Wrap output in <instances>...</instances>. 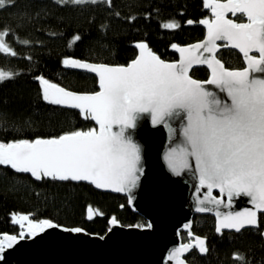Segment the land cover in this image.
<instances>
[{
  "label": "snow or ice",
  "instance_id": "1",
  "mask_svg": "<svg viewBox=\"0 0 264 264\" xmlns=\"http://www.w3.org/2000/svg\"><path fill=\"white\" fill-rule=\"evenodd\" d=\"M56 2L96 4L100 0ZM105 2L111 6V0ZM14 3L15 0H0V8ZM204 4L211 8L214 17L199 21L206 26L205 38L183 47L172 44L180 54L178 61L161 59L147 43L140 41L135 45L139 54L126 65L93 64L70 56L62 60L66 67L96 74L98 91H70L43 76H36L45 101L78 109L85 119L90 118L99 127L66 131L48 138L0 141V165L31 173L37 179L90 181L96 188L123 192L135 187L143 172L141 148L129 130L135 129L145 115L154 126L170 127L171 119L181 118V141L177 148L170 149V168L173 171L177 167L190 168L191 158L200 187H205L209 193L214 188L219 189L220 193L227 194L229 201L233 196L249 198L253 207L243 212L221 214L217 211V233L223 229L239 232L245 226H258L257 214L264 212V0H204ZM229 13L246 18L247 22L237 23L236 19L227 18ZM161 27L176 29L179 23L170 20ZM8 34V29L0 31V52L16 56L5 42ZM79 39L78 35L73 37L74 41ZM223 48L238 50L246 66H226L227 62L218 58ZM253 52L258 55L250 54ZM196 65L210 69L207 80L192 78L190 70ZM14 75L0 69V82ZM206 85L215 86L218 92ZM213 202L224 203L217 196L210 198L209 203ZM196 210L209 211L206 207ZM88 211L91 218V207ZM12 219L13 223L26 226L31 235L54 226L50 220L31 219L30 214L14 213ZM183 227L189 229L190 223ZM189 235H193L191 231ZM16 241L17 235L0 233V253ZM195 241V244L182 243L174 247L169 259L175 260V264H185L184 253L193 247L201 254L208 252L204 238L197 236ZM234 259L242 261L244 257L234 254Z\"/></svg>",
  "mask_w": 264,
  "mask_h": 264
},
{
  "label": "trees",
  "instance_id": "2",
  "mask_svg": "<svg viewBox=\"0 0 264 264\" xmlns=\"http://www.w3.org/2000/svg\"><path fill=\"white\" fill-rule=\"evenodd\" d=\"M224 1V0H221ZM118 13V15H117ZM211 18L204 0H105L96 4L57 3L56 0H15L0 8V31L10 30L5 42L17 55L0 52V69L11 71V79L0 82V141L58 136L66 131L97 127L80 111L53 105L42 98L36 76L58 83L75 92L98 91L95 76L68 69L65 57L94 64H127L137 56V42L148 44L161 59L173 62L177 55L171 47L189 45L201 40L205 30L199 24ZM237 23L245 18L233 17ZM175 20L176 29L162 24ZM192 20V24L187 21ZM79 36V40L73 37ZM28 41V43H23ZM218 58L226 66L244 67L242 56L223 48ZM209 71L195 67L190 75L207 80ZM214 195H217L214 192ZM94 216L87 218V209ZM30 214L34 220H50L59 227L81 228L103 236L110 219L120 225L145 228L147 221L133 212L126 197L102 192L85 182L37 179L0 165V233L17 235L21 226L13 223V214ZM18 217V216H17ZM258 226L240 232L215 231L212 215L195 214L191 232L205 239L208 252L192 249L186 256L190 264H264V213L257 214ZM182 243L187 232L179 231ZM239 254L244 259H234Z\"/></svg>",
  "mask_w": 264,
  "mask_h": 264
},
{
  "label": "water",
  "instance_id": "3",
  "mask_svg": "<svg viewBox=\"0 0 264 264\" xmlns=\"http://www.w3.org/2000/svg\"><path fill=\"white\" fill-rule=\"evenodd\" d=\"M206 8L211 10L210 7ZM226 15L228 18L231 14ZM213 18L211 10L209 19ZM246 22L247 20L241 23ZM200 25L205 30L204 37L201 39L203 40L206 26ZM173 50L178 61L180 54L176 49ZM232 50L238 52L236 49ZM138 54L139 49H137ZM250 54L258 55V52ZM240 55L243 58V55ZM243 62L246 66L244 58ZM195 67H205L210 73L206 65H196L193 68ZM67 68L91 74L98 80L94 73L83 69ZM205 87L218 92L213 85ZM181 123H183L181 118H173L169 121L170 127L163 124L154 126L151 118L145 115L139 120L135 129L129 130V134L141 148L143 172L139 174L135 187L116 192L110 188H96L90 181H75L88 183L98 191L126 197L128 206L147 221V227H126L110 219L108 231L103 236H96L85 231L73 232L70 228L59 227L54 223L53 227H45L42 232L37 230L36 235H31L25 226L22 228L26 230L21 232H27L28 237H17L16 243L11 248L5 246L4 252L0 253V264H175V260L169 259V254L174 247L182 244L178 235L179 231L187 232L189 241L184 242L185 244H195V237L199 236L193 233L189 235L193 215H212L215 218L216 231L217 211L223 214L243 212L245 209L252 208L253 205L247 196H233L229 201L227 194L220 193L219 189L214 188L209 193L205 187H200L198 173L195 171L194 161H191V158H189L192 163L190 168L177 167L175 171L170 168L168 156L171 154L170 149L177 148L180 144ZM96 126L98 129L99 126L97 124ZM26 174L31 175V173ZM44 178L51 179V177ZM197 187H200L199 191ZM214 192L217 195H214ZM212 196L219 197L224 203L220 205L214 202L209 203ZM198 207H206L209 211L199 212L196 210ZM88 210L89 208L87 218L90 219ZM186 223H190L189 229L183 227ZM255 227L245 226L241 230ZM224 231L237 232L234 229H223L222 232ZM261 237L264 242V230ZM193 249L202 255L197 248L193 247ZM188 253H184L183 256L185 264H190L185 259Z\"/></svg>",
  "mask_w": 264,
  "mask_h": 264
},
{
  "label": "rangeland",
  "instance_id": "4",
  "mask_svg": "<svg viewBox=\"0 0 264 264\" xmlns=\"http://www.w3.org/2000/svg\"><path fill=\"white\" fill-rule=\"evenodd\" d=\"M19 217H17V219H18ZM25 225H26V222H25ZM22 228V227H21ZM26 229L25 228H22V230L21 231H25ZM27 233H24V235L22 236L23 238H27L28 237V235H26ZM17 237H21L20 235L19 236H17Z\"/></svg>",
  "mask_w": 264,
  "mask_h": 264
},
{
  "label": "flooded vegetation",
  "instance_id": "5",
  "mask_svg": "<svg viewBox=\"0 0 264 264\" xmlns=\"http://www.w3.org/2000/svg\"><path fill=\"white\" fill-rule=\"evenodd\" d=\"M27 233V232H26ZM27 235V234H26ZM189 241V239L187 240V241H185V242H188Z\"/></svg>",
  "mask_w": 264,
  "mask_h": 264
}]
</instances>
